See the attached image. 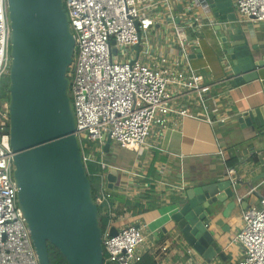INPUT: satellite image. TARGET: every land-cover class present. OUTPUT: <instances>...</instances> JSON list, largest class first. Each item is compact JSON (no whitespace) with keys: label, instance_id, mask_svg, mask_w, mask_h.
I'll return each instance as SVG.
<instances>
[{"label":"built area","instance_id":"1","mask_svg":"<svg viewBox=\"0 0 264 264\" xmlns=\"http://www.w3.org/2000/svg\"><path fill=\"white\" fill-rule=\"evenodd\" d=\"M186 1L189 4L185 14L190 17L187 27L196 30L202 25L198 10L208 16V5L204 0ZM62 3L75 44L72 63L66 72L74 136L85 173L94 178L93 203L106 219L105 231L101 232L103 264H139L145 256L152 257L157 264H166L172 246L156 245L153 239L156 233L150 231L147 223L117 225L116 205L107 176L118 169L96 159L94 152L102 153L107 138L133 152L152 148L148 141L154 127L166 128L172 116L194 118L172 104L174 94L194 93L201 102H206L212 98L210 86L190 66L186 36L176 25L173 28L184 67L179 68V63L166 58L154 57L147 64L126 58L123 49L139 44V33L141 36L155 24L137 0H62ZM234 9L238 22H264V0H235ZM9 37L6 0H0V81L10 68ZM5 108L0 112V264H38L16 201ZM206 122L212 123L209 118ZM217 155L223 159L224 151L219 148ZM94 164L99 167L97 171L89 168ZM155 183L159 188L166 186L163 180ZM242 219L244 225L235 240L243 246L244 254L237 264H264V198L246 209ZM112 228L116 229V235H110ZM176 253L180 256L179 264H193L192 247L185 244Z\"/></svg>","mask_w":264,"mask_h":264},{"label":"water","instance_id":"2","mask_svg":"<svg viewBox=\"0 0 264 264\" xmlns=\"http://www.w3.org/2000/svg\"><path fill=\"white\" fill-rule=\"evenodd\" d=\"M204 1L223 26V42L228 45L224 51L232 75L227 80L236 86L257 79V70L264 62L254 60L238 28L231 0ZM6 9L10 28L7 112L12 177L38 264H49L48 245L68 264H103L98 209L74 136L67 91L66 72L75 44L62 0H6ZM138 39L140 42V33ZM237 122L241 128L250 127L252 116L244 112ZM110 143L105 139V153ZM116 176L115 170L108 174L109 190L114 188ZM260 180L264 185V172L246 180L236 177L234 183L229 179L222 190L210 185L190 190L171 215L186 244L208 262L222 258L221 248L215 244L217 233L225 232L219 214L234 205L235 198L249 194L246 206L256 201L262 186L255 184ZM246 206L241 210L248 209ZM110 235H116L115 228Z\"/></svg>","mask_w":264,"mask_h":264},{"label":"crops","instance_id":"3","mask_svg":"<svg viewBox=\"0 0 264 264\" xmlns=\"http://www.w3.org/2000/svg\"><path fill=\"white\" fill-rule=\"evenodd\" d=\"M234 1L231 0L233 6ZM137 4L154 18L155 24L141 33L137 49H123L126 58L146 64L154 57L166 58L179 63V68L184 67L173 28L176 25L186 36L189 64L210 86L212 98L201 102L194 93L174 94L172 104L194 118L172 116L166 128L154 127L148 141L152 148L143 147L133 152L110 144L107 153L104 150L94 153L98 159L118 169L111 190L117 225L147 223L150 231L156 233L153 236L156 245L172 246L166 264H179L180 256L176 252L186 242L171 220L176 203L192 189L210 185L222 190L229 179L246 180L264 172V66L257 70V79L232 86L227 80L232 75L224 51L228 48L223 42L225 33L211 12L205 16L199 9L202 25L192 30L187 27L190 17L185 14L186 4H189L186 0H168L167 3L137 0ZM238 28L254 60L264 62V22L243 20ZM244 112L251 114L252 122L250 127L241 128L237 119ZM207 118L211 119V124L206 122ZM219 148L224 151L223 159L217 155ZM229 160H235L232 168L226 165ZM157 180H163L166 186L159 188ZM262 182L260 180L255 186ZM261 186L256 201L246 206L249 194L235 198L234 205L219 214L225 232L217 233L215 244L221 248L223 257L208 262L195 252L193 264H237L244 254L243 246L235 240L244 225L242 214L245 210H241V206L250 208L264 198V185Z\"/></svg>","mask_w":264,"mask_h":264},{"label":"trees","instance_id":"4","mask_svg":"<svg viewBox=\"0 0 264 264\" xmlns=\"http://www.w3.org/2000/svg\"><path fill=\"white\" fill-rule=\"evenodd\" d=\"M9 73V72H8ZM9 78L8 74L3 77L0 81V105L9 103ZM7 128L9 130V124L7 122ZM96 159H98L96 157ZM226 165L228 168H232L235 165V160H229L226 161ZM92 171H97L99 167L97 164L91 165L89 167ZM85 171V169H84ZM88 180L90 182L91 187V195H92V201L94 202V194H95V184H94V178L88 177ZM98 209V224L100 227L101 232H103L106 219L102 218L100 215V208L97 206ZM48 257H49V264H68L67 261L63 258V256L51 245H48ZM105 257V254H104ZM139 264H153L152 259L150 257H145Z\"/></svg>","mask_w":264,"mask_h":264},{"label":"rangeland","instance_id":"5","mask_svg":"<svg viewBox=\"0 0 264 264\" xmlns=\"http://www.w3.org/2000/svg\"><path fill=\"white\" fill-rule=\"evenodd\" d=\"M5 106L8 107L7 104H3L2 106L0 105V112H3V111H4L3 109H6ZM110 144H111V146H114V143H113V142H111ZM104 227H105V226H104ZM103 231H105V229H103Z\"/></svg>","mask_w":264,"mask_h":264}]
</instances>
